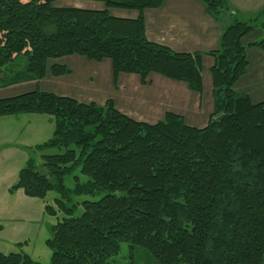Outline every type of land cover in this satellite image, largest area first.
<instances>
[{"label":"trees","instance_id":"1","mask_svg":"<svg viewBox=\"0 0 264 264\" xmlns=\"http://www.w3.org/2000/svg\"><path fill=\"white\" fill-rule=\"evenodd\" d=\"M61 1L94 2L104 10L54 6ZM164 0H0V88L38 82L48 63L81 56L110 60L113 75L150 74L181 82L202 93L200 55L175 54L147 41L141 13ZM220 23L230 16L228 0H199ZM109 10L135 11L136 20L118 19ZM255 30L262 37L244 46ZM264 51V10L249 22L232 21L222 28L214 59L213 113L196 129L167 113L155 125L136 122L104 106L33 91L0 99V118L47 115L54 132L38 151L41 163L28 161L12 190L44 200L54 192L55 207L45 213L61 218L46 241L50 264H112L121 244L144 249L157 264H264V103L252 104L236 94L244 75L246 49ZM19 56V73L4 68ZM67 68L50 67L52 77ZM79 170L72 190L64 178ZM97 201L71 204V197ZM1 231V227H0ZM0 264H40L23 254H0Z\"/></svg>","mask_w":264,"mask_h":264},{"label":"crops","instance_id":"2","mask_svg":"<svg viewBox=\"0 0 264 264\" xmlns=\"http://www.w3.org/2000/svg\"><path fill=\"white\" fill-rule=\"evenodd\" d=\"M84 10H104V5L94 2H73ZM230 16L217 23L207 13L199 0H164L157 9L141 13L148 42L165 47L175 54L200 55L198 65L202 93L197 94L181 82L150 74L146 84L137 75H113L110 60L100 63L87 61L81 56H70L48 63L46 76L38 82H28L33 89L71 98L82 104L104 106L111 101L114 108L133 121L155 125L164 120L167 113L183 118L189 127L202 129L213 113L212 78L210 69L214 59L207 55L219 48L222 28L232 21L249 22L264 10V0H228ZM113 18L136 20L139 13L125 10H109ZM262 34L255 30L242 41L244 46L259 41ZM247 67L244 75L234 85L236 94L245 95L252 104L264 103V51L246 49ZM59 65L69 74L52 77L50 67ZM0 88V99L12 98L28 92L14 93L13 87ZM27 84V83H26ZM48 84L47 88L44 85Z\"/></svg>","mask_w":264,"mask_h":264},{"label":"rangeland","instance_id":"3","mask_svg":"<svg viewBox=\"0 0 264 264\" xmlns=\"http://www.w3.org/2000/svg\"><path fill=\"white\" fill-rule=\"evenodd\" d=\"M54 6L72 8L71 1H61ZM258 18V17H257ZM256 19V18H255ZM260 40V39H259ZM26 65V58L19 56L14 62L4 68L5 74L19 73ZM48 84L44 85L47 88ZM34 85L25 83L13 87L14 93L29 92ZM54 132V120L47 115L7 116L0 118V254H23L32 261L40 264H50L51 250L46 241L51 239L52 227L61 218L45 213V206L55 207L54 200L58 195L54 192L47 194L44 200L26 197L21 190H12L18 178L19 171L28 161L41 163L43 155H55L57 150L38 151L36 148L51 139ZM74 177L79 183L86 182L80 176L79 170L64 178V185L72 190L75 186ZM95 197H71L72 205H79L76 214L82 213L83 201H97ZM112 264H157L142 248L130 251L129 245L121 244L120 252L112 259Z\"/></svg>","mask_w":264,"mask_h":264}]
</instances>
